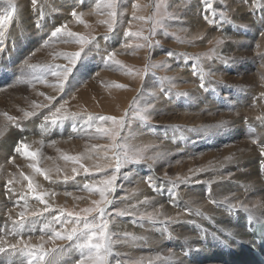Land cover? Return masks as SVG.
Instances as JSON below:
<instances>
[{"label":"bare ground","instance_id":"1","mask_svg":"<svg viewBox=\"0 0 264 264\" xmlns=\"http://www.w3.org/2000/svg\"><path fill=\"white\" fill-rule=\"evenodd\" d=\"M12 3L14 4H10V3L6 4V2H1L0 0V15H4L5 12L11 11L13 5L15 6V12L13 13L14 16L11 26L13 28L14 27L16 28L15 31L18 30L19 32H23V35L25 34L24 38H22V35L19 37L21 47L20 46L18 47V45L15 43V45H17L18 48H21L22 59L24 58L27 52V47L24 44L25 41H28L29 46L32 45L33 43L36 46L38 42H42V41H49L51 42L50 44L56 46L53 43L57 42L58 44V42H60V44H58L59 45L58 48L64 50L65 47L60 45H65V46L67 45L68 47L71 46V44L68 45V43L63 42L65 39H67L66 37H57V38L48 37L49 38L48 39L45 38L44 36L47 35L51 27L61 26V25H66L68 30L72 32L75 31L82 32L84 23L86 21V12L84 10V4L82 8L78 9V6L81 2H77L76 4V2H72L71 0L59 1V3H55V5L53 4L57 8V10L54 9L55 13H57V17H55L52 14L53 17H51L50 15V17L45 16L44 18V15L42 14L43 16L42 19H39L41 13L37 14L36 11V9L42 8V2H37L35 6H33L32 2H30L31 6L36 8L35 10L31 9L30 7L28 8L26 6L27 5L26 0H18V2H12ZM16 5L18 6V9L16 8ZM75 6H76V12L78 14H82L81 19L83 20V23L77 22V20L71 15V13L70 15L66 14L67 12H70ZM43 7L45 6L43 5ZM194 8L191 6L190 9L191 10L193 9L195 11ZM190 9L187 11V13L190 11ZM242 9L243 8L240 7L238 11H241ZM200 10L202 12L203 8ZM43 12L45 13V11ZM243 16L247 17L245 13L243 14ZM260 17H264V8L262 7L260 9ZM237 18H240V16L234 15V19L236 21ZM43 23H45V26H43L44 28L42 32L41 25ZM260 25L262 29V35L260 36V39H258L261 40V45L260 48L258 49L259 50L258 52L261 53L259 65L255 66L254 65L255 61L252 60H251L252 64H249L248 62L244 64L242 62L244 59L242 58L241 62L237 60L238 64L237 63L235 64V67L239 66L237 69H234L233 67V68H229L228 70L226 69L221 70L215 67L214 71H212V74L217 75L218 77L216 78L215 81H212L213 88H212V94L210 95H208V93L205 92L204 89L200 87V85H196L198 86L197 89H195L193 95L190 96L191 102H188L185 105L187 106V108L191 107L193 109L194 116L181 117L184 120L177 119L179 124L185 123L189 125V123H191L190 125H193L195 129H197V131H187L186 128L185 131L186 137L183 136L184 138H187L188 135H191L190 133L196 134L199 133V131H203L200 129H205V128L207 129V131L202 132L201 135H198L193 140L191 148H188V146L191 144L188 145V142L184 138L182 139L179 138L176 133H173L171 132V130H169L170 128L161 127V129H153V127L156 126H151L148 128L147 132H145L144 130L141 131L138 130L133 134L134 136H136L135 139L132 137L135 140L136 145L140 144L142 140H147L148 144H152L155 146L154 154L157 152H162L164 153V155L162 159H158L153 163L152 162L148 164L144 163V165L147 167L146 169H144L140 165L135 167L133 166V170L131 171L132 175L130 176L132 180L131 184L133 186V191H134V193L132 194L134 203H136V205L138 203L140 204V202L144 201L147 198V203H142L143 204L142 206H138V205L137 206L141 210H144L145 208L149 207L155 212V215H157L158 212L159 214L157 215L158 217L156 218V220L155 221L147 220L145 222H139L132 217L129 219L121 218L114 225V227H112V229L113 230L115 229L117 232H119L121 236H123L122 235L123 233L127 232L137 237H142V239L139 240L137 239L134 241L125 240L126 243L125 242L123 243L124 246L131 245L129 248V253L130 256L132 257L129 258L130 259L129 264L132 262V260H134L132 262L134 263L138 259L140 260V264H255L254 261L249 257V255L244 252V249L247 247V245H249L251 241L244 226L245 224L244 217L245 215L248 216V213H246L240 208H235L230 210L228 205L237 204L241 202L248 203L249 205L257 202L264 204V169L261 168V164L262 162H264V156H262L260 152V149L264 147V142H263L264 141V96H261V93H264V79H262V77H264V30L262 28L264 27V18L261 20ZM231 26L232 27L235 26V23L234 22L231 23L227 21L224 22L219 21L216 24V29L215 27L214 29L220 34V36H217V38L223 39L226 43L230 42L232 45L229 43V46L227 47L233 49L235 48L236 42L238 40L234 42V39L232 38L238 37V34L234 33L232 35ZM13 31L14 30H12L11 32ZM255 32H257L256 29H254V31L251 32L250 35H248L244 39L245 45L247 47H248V42L254 40L253 34ZM7 37L8 38L5 37L3 39V42H0L1 43L0 60H2L1 64L3 65L10 64L16 70H18L20 69L19 65L15 64L14 61L16 60H12L11 58V52H12L11 48L13 52H15L12 47L14 40L12 37L9 36ZM224 37H228V39H224ZM123 38L124 37H120L118 35L113 40L116 42L119 40L122 44V42H125ZM242 46L244 45L242 44ZM95 47H98V45H96ZM35 50L36 51H33V54L30 58L27 57L25 58L27 59V62H31V58L35 59L33 58V56L36 57L40 55L39 53H41V49L40 50L35 49ZM37 50H39L40 52L38 53ZM232 52L233 51H231V54ZM249 53L250 52L248 51L247 54L249 55ZM29 54L30 53H28V55ZM48 54H49L48 56L50 57L52 56L50 55L52 53H49V51ZM98 54L100 56V51L98 52ZM13 55H15V53ZM45 57L46 55L44 54V59ZM92 60H93L92 68L95 69L96 72H99L102 68H104L103 71L106 72V74L112 75L113 74L111 73L112 70V72H114L115 75H118V73L115 72V69L113 68L110 70L111 67H109L108 65H104L103 67H100L102 59H100V61H97L96 58L95 59L92 58ZM22 62H24V59L22 60ZM66 63H67V59L64 57L59 61L58 65L55 63L54 66L52 65L51 67L46 66L44 69L41 66L42 64L41 65L39 64L41 66L40 68H42L41 73H43V70L46 72V74L44 75L43 73L42 76H39L40 74L39 75L37 74L38 77H40L38 79L40 80L41 88L46 87L45 91L46 92L47 90L50 91L49 87H51V85L49 84H52L51 79L57 78V76L52 75V71L55 70L57 66H64ZM180 63L181 65L182 64L186 66L189 65V63L187 62L181 61ZM110 66H112V64ZM179 67L180 65H177L176 68L173 69L175 70L173 72H177V69ZM193 67L194 66L189 65L187 66V70H183L185 71L183 77L185 76L187 78L184 82L186 85H191L192 79L190 78V76L192 75L191 69H193ZM3 70H5V68ZM39 71H37L36 73H38ZM79 76H76L77 84L78 82L81 83ZM229 76L233 77L234 79L232 81L233 87L236 88V90L232 86H230L228 82H226V78ZM125 77L127 78L128 76ZM135 77L136 76H133V78ZM133 78L125 79V81L127 82L128 80H130V82H132ZM136 78L135 81H137ZM147 79H148L147 88L145 87L143 88L140 86V84H138L140 88L138 86L136 91L133 90V92L135 91L136 93L141 88L149 92L150 90H152L153 88L152 86H156V85L158 86V84L160 83L159 81L157 83L156 81L153 82L148 76L146 77V80ZM221 79L223 81H221ZM238 81L247 82L248 84L245 87L243 86L244 88L239 89L240 87L239 88L237 87L239 83ZM72 83L73 80L71 81V84ZM140 83L142 84V81ZM8 84L10 85L11 83L9 82ZM54 84H57V82ZM71 84H69V82L64 81L63 89L59 87L60 85L58 86L57 84V86L59 87L60 90L67 92V90L70 89ZM1 85L4 86V84ZM207 85L208 84L206 82V86ZM78 86L82 88L81 85ZM33 89L32 90L30 89L31 90L30 94L32 91H34ZM42 89L44 90V88ZM86 89L84 87V90ZM12 91L10 90L3 95V97L5 98V101L2 102L3 104L11 106L12 102L18 99L17 98L18 95ZM52 91H54V89ZM83 91H81V93ZM40 92L39 94L41 96L42 93ZM218 92L224 93L225 95H227V93L229 92L228 95H231V98L221 97V95ZM52 93L55 94V91ZM47 94L49 93L47 92ZM47 94L45 96H48ZM145 94L146 93L142 95L143 104H148V103L154 104V102L156 101L154 96H150L152 97L150 98L147 94L146 95ZM85 95L86 94H84V96ZM50 96L48 98H50ZM116 96L118 95H115L114 99L116 98ZM160 96L162 97V95ZM37 97L36 99H38ZM0 98L2 99L1 95ZM7 98H11V99H7ZM44 98L47 100L46 97ZM125 98H129V97H125ZM28 100L30 99L28 98ZM121 100L119 99V101ZM21 103L23 102L21 101ZM47 103L49 104V102ZM13 104L16 105V103ZM21 105L24 106V103L20 104L19 106ZM163 105H165L164 100H163ZM35 108H37V106ZM35 108H31V111L34 112L35 115L28 117L25 116V113L22 114L21 109L20 108L17 109V106L15 107V110L13 112L16 115V117L13 113L12 114L8 113L9 111H7L6 114L0 113V222H1L0 228L2 229L0 230V232L1 233L3 232L2 239H5L9 242H15L17 239H20V236H13L10 234V229L12 228L13 225H12V220L9 219V215H11L13 219H18L19 213L21 211L25 213L26 217L34 221L33 223L27 225V228L29 229L28 232L30 231L29 233H31L33 237L29 238V236L27 235L28 238L25 239L33 244L41 243L39 237L42 234H50V229L48 227L49 225H51V227L55 228L56 230L67 228L68 226L67 223L59 224L58 226L54 225L52 218L51 220H49L50 222L48 220L45 222L43 218V222L46 223V226L41 227V225L43 224V222H41L42 218H40L39 216H38L39 218L31 217V215L28 214V211L39 213L45 207L50 206L52 212L50 211L44 214L50 217L55 212L59 214V210L63 207L65 209L70 208L69 206L77 200L76 199L77 195H75V193L74 196L76 197H72L71 194L70 195L66 194L67 188L63 189L62 187L63 184H61V182L60 184L57 182L58 183L57 184L55 180L49 181L48 179H45V177L40 175L38 172L33 173V171L35 170L30 165H35L37 168H39L38 167L39 164L40 165L39 169L48 176L54 175V173L57 174L61 172L69 174L72 171L73 167L71 166L72 168L70 169L71 170L70 171L67 164L71 160H68L67 163L66 162L64 163L63 160L66 161L64 157L72 156V154L75 156L79 152H81L80 154H82L83 148L81 150V147L84 146L82 141L83 139H86L83 138L85 131L87 132L88 130H90L91 133H95V134L97 133V135L99 134L96 131V128H93V126L92 127L90 126L91 128H89V126H87L86 122L83 121L84 119L81 118V116L73 120L72 126H68V123L70 122V120H72L69 119L64 121L63 123L57 124V125L66 124L67 127L65 129H58V128L56 129L54 125H51L50 121L46 122L44 120L45 114H48L49 112L50 114H52L53 112H55L56 108L50 106L49 107L47 106V108L44 109H40L41 107L39 109H35ZM64 111L67 110L63 108L61 112ZM157 116L159 117V121H163L167 119L166 115H161L160 113ZM9 117H12L13 119H9ZM222 121L225 122L223 126L215 127L216 125H219ZM36 125L37 127L39 126L41 127L37 131H35ZM199 126L200 128H198ZM21 128H23V130L20 131ZM31 132L33 133L31 134ZM203 134L206 136H204ZM177 138H179L180 140H177ZM181 140H185L182 146L179 143H177V142H181ZM253 140H255L256 143H253ZM72 141H74V143H72ZM21 143L28 145L27 151L29 152H35L33 149L34 148L37 149L36 151L37 153L35 152L37 154L35 160H33L30 157L22 155L20 152H16L15 149ZM44 145L46 146L44 147ZM96 145L98 144L96 143ZM46 149L47 151H44ZM110 150L111 149L105 148V151L103 152V150L100 149L96 151L97 153L93 157H86V161L88 162L91 161L90 163L93 162L96 165L97 163L100 162L101 164L108 163L109 161L108 156L109 154H111L109 152ZM44 152H51L52 154L49 155L51 156L53 155V157H50V160H46L45 159L46 155H44ZM98 155H101V159L104 158L105 160L103 159L98 160ZM55 156L56 158L58 157L59 159H55ZM57 160H59L58 162H60L59 167H56L55 166L56 164L52 165V163L54 164L55 162H57ZM80 164L78 163V165ZM80 169L81 168H79V170ZM197 169H200L201 171L197 172L196 171ZM55 170L58 171L56 172ZM21 173H23V175H21ZM25 176L31 179L33 188L35 189L37 195L41 193L44 194V199L46 201L45 204H41L39 200L35 198V196L30 190L29 191L26 190L28 189L29 181L24 179ZM182 178H188L189 183H183V185L181 186L175 184V187H173L174 180L178 181ZM42 179H44V181ZM9 181H11V183ZM42 181L44 183H42ZM68 183L69 182H67V184ZM80 186H82V184ZM8 189H12V191L9 192ZM21 196H24L25 199H21ZM88 200L89 198H87V196H84V204L90 206L92 202H89L90 200L89 201ZM53 208L59 210L54 211ZM254 211H255V218L253 220L255 222L264 219V208H257ZM197 212H199V214H197ZM133 213L137 215L138 209L135 208ZM177 217L180 219L181 222L173 223L169 220V218H177ZM38 222L42 223L40 227L38 228L30 227V225L32 224L38 225L39 224ZM153 222H158V223H153ZM64 242H65L64 246L67 247L70 243H72L67 241H57L56 243L63 244ZM46 246H51V242H48ZM125 247L127 248V246ZM124 250L125 249H123L121 252L123 253ZM126 250L128 251V248ZM170 256L172 257L171 259L169 258ZM111 257L109 256V264H122L123 255L117 256L118 258L117 260H112ZM11 258L17 260L20 259L19 256H13ZM0 259H1L0 264H8L10 255L8 253L0 254ZM23 259L25 260V264H26V260L28 258L24 257ZM117 261H119V263Z\"/></svg>","mask_w":264,"mask_h":264},{"label":"rangeland","instance_id":"2","mask_svg":"<svg viewBox=\"0 0 264 264\" xmlns=\"http://www.w3.org/2000/svg\"><path fill=\"white\" fill-rule=\"evenodd\" d=\"M59 1H64V0H37V2H42V8L36 9L33 6H31V4H30V2H32V0H26V2H27L26 6L28 8L30 7L31 9H34V10L36 9L37 14L41 13L39 19L43 18L42 14L44 15V18H45V16L50 17V15H51V17H53L52 14L55 17H57V13H55V10H57V8L54 5H55V3H59ZM71 1L76 2V4H77V2H81L78 6V9L82 8V6L84 4V10L86 12V21L84 23L82 32H76L75 31L76 33L82 35L86 40L90 41V43L83 45V46L80 45L79 43H77L75 41V39H73L72 42L68 43V45L71 44V46H69V47L67 45L66 46L60 45V46L65 47L64 50H61L58 48L59 47L58 44H60V42H58V44H57V42L53 43L56 45V46H53L52 44H50L51 42H49V41H47L46 44H45V41H42V42H38L39 44L37 43V45H36L37 47H36L34 43H33L34 45L32 44L29 46L28 41H25L24 44L27 47V52L23 58L24 62H22L23 59L21 57V48H18L19 46L21 47L19 37L22 35V38H24L25 34L23 35V32H19L18 30L15 31L16 28L15 27L13 28L11 26V23L13 21V19H12L11 23L8 26L9 28L7 29V34L5 37L8 38L7 36H9V37H12L14 40L12 47H13L15 52H13V50L11 48V51L13 52V53L11 52V58H12V60H16V61H14V63L19 65L20 69L16 70L10 64H7V65L4 64L3 65V64H1L2 60H0V93L3 92L0 94L2 96V99L0 98V100H1L0 101L1 102L0 103V107H1L0 113L1 114H6L7 111H9L8 113L12 114L14 112L16 106H17V109L20 108L22 111V114H24V113H26V111L32 112L31 108H35L36 106H37V108H35V109H39L40 107H41L40 109H44V108H47V106L58 108L63 104L64 105L63 108L65 110H67L69 112L80 113L81 118L84 119L83 121L86 122V124H87V126H89V128H91L92 126H93V128H96L95 126L112 128L111 122L110 121L101 122L99 120L100 116H112V117H116L118 119L120 117H124L125 122H126L125 127H124V129L119 130L120 134L117 136V140L115 142L119 143L122 146H126V147H129L132 149L144 148V149H146L144 152V155L147 157V156L154 155L155 146L152 144H148L147 140H142V142L140 144L136 145L135 144L136 142L134 140L136 136H134L133 134L135 132H137L138 130H140V131L144 130L145 132H147L148 128L151 126H156V127H153V129H161V127L170 128L169 130H171V132L176 133L178 135V137L182 139V138H184L183 136L186 137V134H185L186 128H187V131H192L193 129H195V127L193 125H190L191 123H189V125L185 124V123L179 124L177 119H183L181 117H186V116H194L193 109L191 107L187 108V106H185V105H186V103L191 102L190 96H192L194 90L197 89L198 86H196V85L201 84V82H199V81H201L200 80L201 79V70L204 73H208V75L204 76L203 82L205 84V88H203V89L205 92L208 93V95H210V94H212V88H213L212 87V81H215L216 78L218 77L217 75L212 74V71H214L215 67H217L221 70H224V69L228 70L229 68H233V67H234V69H237L239 66L235 67V64L237 63V60H239L241 62L242 58L244 59L242 61L244 64H246V62H248L249 64H252L251 60L255 61V64H254L255 66L260 64L261 53L258 52L259 51L258 49L260 48L261 40H258V39H260V36L262 35V29H261L260 23L264 17H260V9H261V7L264 8V0H260V3L262 6L260 8H256V9H253V7H252L253 0H210V2L212 3L213 9H215V15H213L211 11L206 9V5L204 4V0H116V9H115L116 10V17H115V24L113 26L112 32L108 31V23L112 21V18L107 14L110 11V9H108L104 6L106 3V0H71ZM1 2H6V4H8L9 0H1ZM12 2H18V0H12ZM232 3L233 4L236 3L237 5L236 4L233 5ZM11 4H14V3H11ZM43 5L45 7H43ZM98 5H99V7H98ZM134 5H135V7H134ZM191 6L193 8L195 7L194 8L195 11L193 9L192 10L190 9ZM240 7H242L243 9L241 11H238ZM16 8L18 9L17 5H16ZM50 8H53V9H50ZM202 8H203V10L201 12L200 9H202ZM189 9H190V11L187 13V11ZM11 11H12V9H11ZM43 11H45V13ZM73 11H76V6L70 12H67L66 14L70 15V13H72ZM221 12H223L228 17V20H226L227 22L230 21L231 23L232 22L235 23V26H233V27L231 26L232 27L231 32H232V35L234 33L238 34V37H233V36H231V37H233L232 39H234V42L236 40H238L237 42H239V43L236 42V45H235L236 49L235 48L230 49L229 47H227V46H229L230 42L226 43L223 39H220L223 41L221 44H219V45L216 44V41L218 40L217 36H220V34H219V32L215 31V29H216V24L219 21H221L220 20V13ZM244 13H245V15H247V17L243 16ZM234 15H239L240 18H243V19L237 18V21H236L234 19ZM206 16L211 20H215L216 23L210 24L208 22V19H205ZM189 18L191 21L189 20ZM183 22H185V23H183ZM41 26H42L41 30L43 32V28H44L43 26H45V23H43ZM10 27H11V29H10ZM55 27H57V26L51 27V29L48 31L47 35H45L44 37L45 38H48V37L51 38L49 35L55 29ZM214 27H215V29H214ZM262 28L264 30V27H262ZM254 29H256V31H257L253 34L254 40L251 42H248V47H247L245 45L244 39L248 35H250V33L254 31ZM12 30H14V31L11 32ZM125 33H128V35H125ZM118 35L120 37H124L123 39L125 40V42H122V44H121V42L119 40L117 42L114 41L113 39L115 37H117ZM94 37H95V39H93ZM104 37H108V39L106 40ZM145 37H148V40H145ZM15 43L18 45V47H17V45H15ZM94 43H96V44H94ZM149 43H151V45H152L151 48L148 47ZM242 44L244 46H242ZM96 45H98V47H95ZM51 46H53V47H51ZM50 47H51V49H50ZM82 47H83V51L81 52V56L78 59L77 64L75 66H71V65H69L68 60H67V63L64 65L65 67H73V71L71 73H69L68 79L66 80V82H69V84H71V81L73 80V83L71 84L70 89L67 90V92H64L63 90L59 89V87H60L59 83H60L62 77H57L56 79L52 78L54 81L51 79L52 84H49V85H51V87H49L51 92L47 90V92L49 94L51 93L50 94L51 96L49 94H47V92L45 91L46 87H42V88H44V90H43L40 86V80L38 79V78H40V77H38L39 74H40L39 76H42L43 73H44V75L46 74V72L44 70H43V73H41L42 72L41 69L42 68L44 69L46 66L47 67H51V65L54 66L55 63L58 65L59 61L62 58L66 57L67 54L80 52ZM32 48H34V49H32ZM43 48H45V49H43ZM48 48H49V50H48ZM103 48H104V50H103ZM35 49H39V50L41 49V53H39L40 51L37 50L40 55H38L36 57H38L39 59L33 56V58H35V59L31 58V62H27V64H26L25 62L27 61V59H25V58L26 57L30 58L33 54V51H36ZM47 50L49 51V53H52V54H50V55H52L51 57L48 56L49 54H48ZM99 51H100V56L98 54ZM169 51L174 53V55L169 57L167 55V53ZM231 51H233L232 54H231ZM248 51L250 52L249 55L247 54ZM14 53H15V55H13ZM28 53H30V54L28 55ZM43 53L46 55L47 58L45 57V59H44ZM109 53L113 54V60H106L105 59V57H107L109 55ZM131 54L135 55V56H132ZM244 54H245V56H244ZM26 55H28V56H26ZM40 57H43V58H40ZM48 57L51 59H49ZM52 58H53V60H52ZM92 58H94V59L96 58L97 61H100V59H102L100 67H103L104 65H108L109 67H111L110 70L114 68L115 72L118 73V75H115L114 72H112V70H111V73H113L112 75L106 74V72L103 71L104 68H102L99 72H96V70L92 68V66H93ZM178 58H180V59H178ZM247 58H249V59H247ZM180 60L182 62L189 63V65H191V66H194L193 69H191V74L193 76L190 74L191 75L190 78L192 79L191 85H186L184 82L187 78L185 76L183 77V74L185 73V71H183V70H187V66H189V65H187V66L183 65V64L181 65ZM41 61L42 62L44 61V62L42 63ZM53 61H55V62H53ZM115 61H119V63L117 64V63H115ZM226 61H227V63H226ZM20 63H22V64H20ZM29 64L34 65L35 67L30 68V67L26 66ZM39 64L40 65L42 64L41 65L42 68H40L41 66ZM111 64H112V66H110ZM161 64H164L166 66L154 67V65H161ZM177 65H180V67L177 69V72H173V71H175L173 69H175ZM38 66H39V68H38ZM249 67H250V65H249ZM4 68H5V70H3ZM38 69L41 71H39ZM12 70H13V72H12ZM37 71H39V72L36 73ZM78 71H79V74H78ZM119 71L122 73H120ZM12 73H14V74H12ZM2 75H5V76H2ZM99 75L101 76V78ZM122 75H124V76H122ZM76 76H79L81 83H79V82H78V84L76 83V80H77ZM125 76H128V77L126 78ZM133 76L137 77V78L135 77L137 79V81H135V78H133ZM147 76L153 82H155V81H156V83L158 81L160 82L158 84V86L157 85L152 86L153 88L149 92L146 91L145 89H143L144 87L147 88V84H148L147 83L148 79L146 80ZM2 77H3V79H2ZM5 78H6V80H5ZM132 78H133L132 82H130V80H128L127 82L125 81V79H132ZM164 78H170V81L166 80ZM227 78H226V82H228L230 84V86L233 87V82H232L234 80L233 77L229 76ZM145 80H146V82H145ZM182 80H183V83L185 85L182 83ZM139 81L140 82L142 81V84ZM221 81H223V80L221 79ZM9 82L11 83L10 85L8 84ZM35 82H37V83H35ZM56 82H57L59 87L57 86V84H54ZM206 82L208 84L207 86H206ZM238 82L239 83H238L237 87L238 88L240 87L239 89L244 88L248 84L247 82H243V81H238ZM1 84H4V86ZM138 84H140V86L143 88L139 89V91L135 93L136 89L139 86ZM181 84H183V85H181ZM78 85H81L82 88H80ZM83 86L85 87V89L87 87V89L84 90ZM140 86H139V88H140ZM161 87H164L166 89L168 88L169 95L167 97H165V95L160 91ZM33 88H36L37 91H36V89H33ZM30 89L34 90L31 92L32 95L30 94V91H31ZM53 89L55 91V94L52 93V92H54V91H52ZM210 89H211V91H210ZM234 89L236 90V88H234ZM10 90L11 91L13 90L12 92H14L18 95L17 96L18 99L14 100V102H12L11 106L2 103L5 101V98L3 97V95ZM80 90L81 91L84 90V91L81 93ZM133 90H135V91L133 92ZM43 91H45V92H43ZM87 91H89L90 93ZM39 92L42 93L41 96H40ZM84 92H86V93H84ZM36 93H38L39 95ZM128 93H130L131 95ZM144 93H146L149 97L153 96V93H155L154 98L156 99L154 104H152L153 107L151 109H149L150 119L148 121H141L136 117V113L139 110L145 108L148 104H150V103L143 104V102H142L143 96L142 95H144ZM177 93H187L188 95L187 96H178ZM218 93L221 95V97L231 98V95H228L229 92L227 93V95H225L224 93H220V92H218ZM35 94H36V97L38 96L37 97L38 99H36ZM46 94L48 96H45ZM84 94H86L88 96H86V95L84 96ZM81 95L83 96V98ZM115 95H118V96H116V98L114 99ZM160 95H162V97ZM49 96H50V98H48ZM122 96H123V98H122ZM44 97H46L47 100ZM125 97H129V98H125ZM28 98L30 100H28ZM150 98H152V97H150ZM7 99H11V98H7ZM35 99H36V101H35ZM112 99H114L115 101ZM119 99L120 100L122 99V100L119 101ZM43 100H44V102H43ZM147 100H146V102H147ZM163 100H164L165 105H163ZM21 101L24 103V106H22V105L19 106L20 104H23V103H21ZM45 101H46V103H45ZM47 102H49V104ZM13 103H16V105ZM27 103H29V104H27ZM41 104H43V105H41ZM13 105H15V106H13ZM162 109L163 110L165 109V110L163 111ZM159 113L161 115H166L167 119L163 120V121H159V117L157 116V115H159ZM182 113H184V114H182ZM45 116L51 117L50 112L48 114H45ZM89 116L96 118L92 121L91 127L88 123V117ZM15 117H16V115H15ZM184 122H186V121H184ZM77 124H78V122H77ZM183 124L185 125V127ZM72 125H73V120H70V122L68 123V126H72ZM54 127L56 129L57 128L58 129H65L67 127V125L66 124H60V125H54ZM192 127H193V129H192ZM39 128H41V127L40 126L37 127V125H36L35 131H37ZM198 128H200V126ZM21 130H23V128H21L20 131ZM88 131L87 132L85 131L86 133L84 132V135H83V138H86V139H83V141H82V143L84 144V146L81 147V150L83 148L82 154H80L81 152H79L75 156H78L81 158L79 161V164L81 162V164H83L85 167L89 168V172L85 173L82 170V168L79 170L80 165H78V163H76L74 161L73 162L70 161L67 164L69 170L72 167L76 168L77 173L76 172L74 173L73 171L70 170L71 172L69 171L70 172L69 174L61 172V173H57V174L54 173V175H51V176L47 175L49 181L55 180L56 183L58 182L59 184L61 182V184H63V186H62L63 189L67 188V190L65 189L66 192L70 193L72 197H76V196H74V193H75V195H77V197H80V199H77L74 203H72L69 206L70 208L65 209L63 207L67 211L81 212V210L84 208L94 207L93 204H90V206H88L87 204H84V196H87V198H89V200H90V201L89 200L88 201L92 202L93 200L100 199L99 198L100 196L98 195L99 193L96 191H93L90 193L86 189H84L83 185L85 183H90L93 180L99 181L100 179L103 178V175L105 173L110 175L111 171L115 167V157L113 155L114 149L112 151V147H111L112 144L114 143V141L111 139V135L115 134V131L109 135H105L103 133H99L97 135V133L95 134V133H91L90 130H88ZM202 132H204V131H199V133H196V134L190 133L191 135H188L187 138H184L188 142V145L191 144L188 146V148H191L193 140L198 135H201ZM32 133L33 132H31V134ZM204 136H206V135H204ZM100 137H102V138H100ZM179 138H177V140H180ZM185 140H181L182 143L181 142H177V143H179L182 146V144L185 142ZM189 142H191V143H189ZM72 143H74V141H72ZM96 143L98 145H96ZM46 145H44V147ZM92 146L93 147L99 146V147L93 148ZM87 147H88V149H87ZM104 147L106 149H111L109 151L111 154H109V156H108L109 161H108V163H102V164L100 162V163H97V165L101 164L100 165L101 167L108 165L109 167H104V172H96L95 171L96 164L93 162L90 163L91 161H89V162L86 161V157H93L97 153L96 151H98L100 149L103 150V152H104L105 151ZM35 149L36 148H34L33 150L36 152L37 149L36 150ZM44 151H47V149ZM49 154H52V153L51 152H44V155H46L45 156L46 160H50V157H53V155L51 156ZM72 156H74V155L72 154ZM55 159H59V158L58 157L56 158V156H55ZM102 159L105 160L104 158H102ZM102 159H101V155H98V160H102ZM58 161L59 160H57V162H55L54 164L52 163V165L56 164L55 166L59 167L60 162H58ZM67 161L68 160H66V161L63 160L64 163L65 162L67 163ZM150 162L153 163L152 160L145 159L143 162H141L139 164H130V165H127L121 169L119 179L117 180L116 191H115V193L112 194V197H111L113 200V203L106 210L108 213L107 218L111 221L109 224V231L110 232L119 234V232H117L115 229L113 230L112 227H114V225L121 218L129 219L132 217L139 222H145L148 220L146 218V215H145L146 213L151 212L155 215V212L149 207L145 208L144 210H141L138 207V206L143 205L141 202H140V204L139 203L137 204L138 206L136 205V203H134L133 195H132L134 193V191H133V186L131 184L132 180L130 177L132 175L131 171L133 170V166L135 167V166L140 165L144 169H146L147 167L144 165V163L148 164ZM57 163H58V165H57ZM70 163H73V164H70ZM38 167L40 168L39 164H38ZM55 171L57 172L58 170H55ZM33 173H37V172L33 171ZM38 173L40 175H42L41 173H43V172L41 171ZM45 175L46 174H44L42 176L45 177ZM65 176L71 177V179L65 180L64 179ZM42 180L44 181V179H42ZM43 181H42V183H44ZM67 182H69L68 183L69 185L67 184ZM174 183L178 186L183 185V183H180L179 180L178 181L174 180ZM70 184H71V186H70ZM81 184H82V186H80ZM65 186H67V187H65ZM98 186L99 185H97V187ZM58 189H60V188H58ZM26 190L29 191V189H26ZM131 196H132V198H131ZM14 201H16V200H14ZM135 208L138 209L137 215H135L133 213ZM53 209H54V211L59 210L56 208H53ZM119 210H125L128 214L123 216V217L117 216L116 212ZM31 213H33V211L32 212L28 211V214H31ZM44 214L45 213H43L42 215L39 216L40 218H42L41 222H43V218H44V221L46 222L47 220L48 221L51 220L52 217L58 215L56 212L53 213L50 217H48L47 215H44ZM81 215H84V213L81 212ZM142 215H145V218L142 219L141 218ZM39 217H37V218H39ZM41 222H38L39 223L38 225L32 224V225H30V227L38 228L42 224ZM45 222H43L41 227L46 226ZM153 223H158V222H153ZM53 224L56 226L59 225L57 223H54V221H53ZM67 225H68L67 228L72 226L71 224H67ZM0 230H2V229L0 228ZM27 232H28V230L24 231L23 239H27L28 236H29V238L33 237V235L31 233H29L30 231L28 233ZM2 233L0 232V234H1L0 238H2V236H3ZM112 239H113V241H116V242L113 243L112 252L109 255L110 257L112 256L111 259L117 260L118 259L117 256L123 255L122 264H127V263L129 264V261H130L129 258L132 257V256H130V253H129V248L131 245L130 246L125 245L128 248V251H127L126 250L127 248L123 245V243L124 242L126 243V241H129L131 239L125 238V237L121 236V234L113 235ZM63 244H65V242ZM65 247H67V246H65ZM119 248H121V249H119ZM122 248L125 249L124 252H126V253L121 252L123 250ZM128 253H129V256H128ZM63 259L65 262L63 261ZM77 259H79V253L77 251L73 250L68 255L61 257L58 261V264H62V263L63 264L64 263L65 264H73V261L77 260ZM133 261L134 260H132V262ZM117 262L119 263V261H117ZM132 262L130 264H140L139 259L134 263H132ZM108 264H109V257H108Z\"/></svg>","mask_w":264,"mask_h":264},{"label":"snow or ice","instance_id":"3","mask_svg":"<svg viewBox=\"0 0 264 264\" xmlns=\"http://www.w3.org/2000/svg\"><path fill=\"white\" fill-rule=\"evenodd\" d=\"M9 3H12V0H9ZM37 3V0H32L33 6H35ZM204 4L206 5V9L211 11L213 15H215V9H213L212 3L210 0H204ZM106 8L110 9V11L107 13L111 18L112 21L108 23V31H113V26L115 24V17H116V0H106V3L104 5ZM262 5L260 3V0H253L252 7L253 9L260 8ZM99 7V5H98ZM135 7V5H134ZM15 12V6L13 5L12 11L5 12L4 15H0V42H3V39L5 38L7 34V29L9 24L11 23L13 19V13ZM71 15L79 22L83 23V20L81 19L82 14H78L76 11H73ZM205 19H208V22L210 24L216 23L215 20L209 19L207 16ZM220 20L226 21L228 20V17L221 12L220 13ZM230 22V21H229ZM39 26V25H37ZM125 35H128V33H125ZM51 38H57V37H66L63 42L69 43L72 42L73 39L80 45H86L90 43V41L86 40L82 35L72 32L68 30L66 25H61L55 27V29L50 33ZM106 40L108 37H104ZM95 39V37L93 38ZM224 39H228V37H224ZM145 40H148V37H145ZM223 41L218 39L216 41V44L219 45ZM47 41H45V44ZM148 47L151 48V43L148 44ZM83 51V47L81 48L80 52H75L71 54L66 55V59L68 60L69 65L75 66L78 62V59L81 56V52ZM169 57L173 56L174 53L169 51L167 53ZM106 60H113V54L109 53L107 57H105ZM27 63V61L25 62ZM115 63H119V61H115ZM227 63V61H226ZM166 66L164 64L161 65H154V67H161ZM28 67L32 68L35 67L34 65H28ZM73 71V67H64V66H57L55 70L52 71L53 76L62 77L60 81V88L63 89L64 81L68 79L69 73ZM208 75V73H204L201 70V84L200 87L203 89L205 88V84L203 82L204 76ZM166 80L170 81V78H164ZM264 79V77H262ZM160 91L167 97L169 95V90L161 87ZM155 93H153V96ZM178 96H187V93H177ZM261 96H264V93H261ZM64 105L62 104L59 108H56L55 112L51 114V117L45 116L44 120L46 122L50 121L51 125H57L58 123H63L66 120L72 119L75 120L77 117L80 116V113L76 112H69L64 111L61 112ZM153 107L152 104H148L145 108L139 110L136 113V117L141 121H148L150 119L149 116V109ZM35 115L34 112H26L25 116H32ZM9 119H13L12 117H9ZM96 119L95 117L89 116L88 117V123L90 126H92V121ZM99 120L101 122H108L110 121L112 124V128H106L101 126H96V131L98 133H103L105 135L112 134L115 131V134L111 135V139L114 141L112 144V148L114 149V157H115V167L111 171V174L108 175L105 173L103 175V178L99 181L93 180L90 183H85L83 185L84 189H86L88 192L96 191L99 193L100 199L93 200L92 204L94 207H88L81 210V212L84 213V215H81V212H75V211H67L64 208H61L59 210V214L57 216L52 217V220L57 224H71L72 226L70 228H62L61 230H56L55 228H52L51 225H49L50 234H42L39 237V240L41 243L33 244L30 241H27L23 239V233L27 229V225L30 223H33L34 221L30 220L28 217L25 216V213L21 211L19 213L18 219H13L11 215H9V219L12 220V228L10 229V234L13 236H20V239H17L15 242H9L5 239L0 238V254L8 253L10 255V259L8 261V264H25L24 257H27L26 264H58V261L61 257L68 255L73 250L77 251L79 253V259L74 260L73 264H108V257L112 252V245L116 241H113L112 236L113 235H119L117 233H112L109 231V224L110 220L107 218L108 213L107 209L110 205H112V194L115 193L116 187H117V180L119 179L121 169L127 165L130 164H139L143 162L145 159L152 160L155 162L158 159H162L164 153L157 152L152 156H145L144 152L146 149L144 148H129L126 146H122L119 143H116L117 136L120 134L119 130L124 129L125 127V118L120 117L119 119L112 116H100ZM225 122H221L219 125H216L215 127H221L223 126ZM203 131H207V129H200ZM192 131H197V129H193ZM253 143H256L255 140H253ZM99 147V146H94ZM28 145L21 143L15 150L16 152H20L22 155L32 158L33 160L36 159L37 154L35 152H29L27 151ZM23 150V151H22ZM261 155L264 156V147L260 149ZM65 160H71L76 163H79L80 157L78 156H65ZM231 159V158H229ZM34 168L36 172H41L39 168H37L35 165H30ZM104 167H109L108 165H105ZM104 167H101L100 165H96L95 171L96 172H104ZM80 168L83 169L85 173L89 172V168L85 167L83 164H80ZM261 168L264 169V162L261 164ZM72 171L75 173L77 171L76 168H73ZM197 172L201 171L200 169L196 170ZM42 175L44 173H41ZM23 175V173H21ZM24 179L28 180V189L33 193L35 198L39 200L41 204H45L46 201L44 199V194L41 193L39 195L36 194L35 189L33 188L32 181L29 177L25 176ZM45 179H48V176L45 175ZM65 180L71 179V177L65 176ZM11 183V181H9ZM180 183H189L188 178H183L179 180ZM97 185H99L97 187ZM152 186V185H150ZM173 187H175V183H173ZM9 192L12 191V189H8ZM70 194V193H66ZM21 199H25L24 196H21ZM76 199H80V197H76ZM141 203H147V198L145 201H142ZM229 209H235L240 208L246 213H248L249 220H253L255 218V209L257 208H264V204L262 203H254L249 205L248 203H237V204H229ZM51 211V207H45L42 209L41 212H33L31 213V217H38L42 215L43 213H48ZM94 214V215H93ZM128 213L125 210H119L116 212L117 216H125ZM159 213L157 212V215ZM199 214V212H197ZM146 218L149 221H155L157 218V215H154L153 213L149 212L146 213ZM145 215H142V219L145 218ZM169 220L173 223H179L181 222L180 219L177 218H169ZM43 231V230H42ZM124 237L130 238L131 240H137L142 239V237H137L131 233H123ZM57 241H67L72 242L68 245V247H65L64 244H57ZM48 242H51V246H46ZM13 256H19L20 259H13L11 257ZM172 258L171 256L169 257Z\"/></svg>","mask_w":264,"mask_h":264}]
</instances>
